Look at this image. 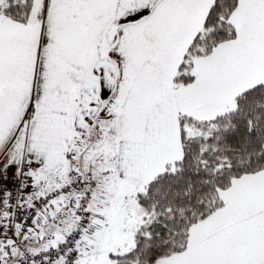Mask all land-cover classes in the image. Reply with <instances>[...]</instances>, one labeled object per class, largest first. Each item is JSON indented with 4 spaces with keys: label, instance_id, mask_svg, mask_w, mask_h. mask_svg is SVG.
<instances>
[{
    "label": "snow or ice",
    "instance_id": "snow-or-ice-1",
    "mask_svg": "<svg viewBox=\"0 0 264 264\" xmlns=\"http://www.w3.org/2000/svg\"><path fill=\"white\" fill-rule=\"evenodd\" d=\"M0 264H264V0H0Z\"/></svg>",
    "mask_w": 264,
    "mask_h": 264
}]
</instances>
